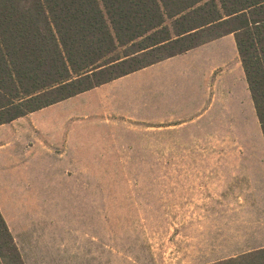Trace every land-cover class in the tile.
<instances>
[{
  "label": "rangeland",
  "instance_id": "rangeland-1",
  "mask_svg": "<svg viewBox=\"0 0 264 264\" xmlns=\"http://www.w3.org/2000/svg\"><path fill=\"white\" fill-rule=\"evenodd\" d=\"M225 83L216 77L218 91ZM232 86L209 95L205 116L162 130L145 122L142 80L74 96L70 137L0 180L22 263L172 264L193 224L236 221L231 205L264 207L263 135L249 92Z\"/></svg>",
  "mask_w": 264,
  "mask_h": 264
},
{
  "label": "trees",
  "instance_id": "trees-1",
  "mask_svg": "<svg viewBox=\"0 0 264 264\" xmlns=\"http://www.w3.org/2000/svg\"><path fill=\"white\" fill-rule=\"evenodd\" d=\"M229 34L264 139V0H0V125Z\"/></svg>",
  "mask_w": 264,
  "mask_h": 264
},
{
  "label": "crops",
  "instance_id": "crops-1",
  "mask_svg": "<svg viewBox=\"0 0 264 264\" xmlns=\"http://www.w3.org/2000/svg\"><path fill=\"white\" fill-rule=\"evenodd\" d=\"M216 77L226 82L223 90L216 89ZM120 80H142L145 122L161 130L185 126L192 123L191 119L208 114L215 109V98L209 100V95L225 93V87L229 92L232 85L241 86L247 97L249 92L233 34L95 89L104 90ZM73 98L0 125L1 181L16 174L17 163L32 156L33 151L50 157L48 145L64 143L70 137L72 112L67 105ZM220 208L237 214V220L193 224L184 243L187 249L172 264H264V207L237 204Z\"/></svg>",
  "mask_w": 264,
  "mask_h": 264
}]
</instances>
